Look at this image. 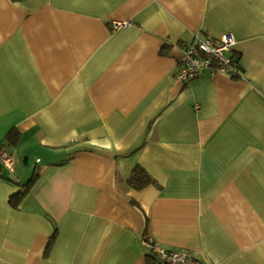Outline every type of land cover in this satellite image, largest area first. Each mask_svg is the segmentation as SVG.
<instances>
[{
	"label": "crops",
	"instance_id": "0c3cea01",
	"mask_svg": "<svg viewBox=\"0 0 264 264\" xmlns=\"http://www.w3.org/2000/svg\"><path fill=\"white\" fill-rule=\"evenodd\" d=\"M225 32L238 75L175 79ZM0 143V264H264V0H0Z\"/></svg>",
	"mask_w": 264,
	"mask_h": 264
},
{
	"label": "built area",
	"instance_id": "2783aa9c",
	"mask_svg": "<svg viewBox=\"0 0 264 264\" xmlns=\"http://www.w3.org/2000/svg\"><path fill=\"white\" fill-rule=\"evenodd\" d=\"M126 22H116L111 27L117 28ZM230 32L221 34L218 38L196 37L189 46H185L179 58L175 79L188 82L201 71L208 69L211 73L222 72L230 76L239 74L238 65L229 53L234 44ZM0 162L9 170L13 169L10 155L0 145ZM154 264H208L195 254L184 249H166L150 244Z\"/></svg>",
	"mask_w": 264,
	"mask_h": 264
},
{
	"label": "trees",
	"instance_id": "16d2710c",
	"mask_svg": "<svg viewBox=\"0 0 264 264\" xmlns=\"http://www.w3.org/2000/svg\"><path fill=\"white\" fill-rule=\"evenodd\" d=\"M234 59H235V57H234ZM13 134H14V131L11 129L4 136V140L10 145L15 144L16 140H17V136H15ZM0 145H2L4 147L3 143H0ZM0 175L3 176L1 169H0ZM29 182H30V180H28L26 183H23V184L22 183L16 184V185H18V187L20 189L22 188L23 190H20L18 188V190L10 196V203L12 205H16V203L20 200V198L24 194L25 189L27 188ZM152 182L153 181H152L151 177L148 175V173L139 165L134 166V168L131 171V174L127 178V183L135 189H140V188L144 187L145 185L152 183ZM149 256L150 257L148 258V261H150V262H148V264H154L153 260H152V255H149Z\"/></svg>",
	"mask_w": 264,
	"mask_h": 264
}]
</instances>
